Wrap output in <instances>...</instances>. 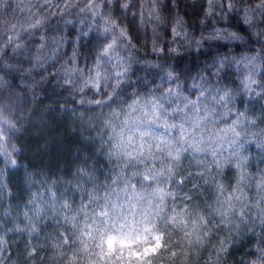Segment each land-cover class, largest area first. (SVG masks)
Masks as SVG:
<instances>
[{
	"label": "clouds",
	"instance_id": "9594fccd",
	"mask_svg": "<svg viewBox=\"0 0 264 264\" xmlns=\"http://www.w3.org/2000/svg\"><path fill=\"white\" fill-rule=\"evenodd\" d=\"M0 264H264V0H0Z\"/></svg>",
	"mask_w": 264,
	"mask_h": 264
}]
</instances>
